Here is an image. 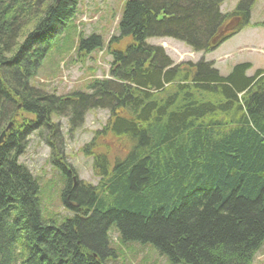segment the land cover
Masks as SVG:
<instances>
[{"label":"trees","instance_id":"1","mask_svg":"<svg viewBox=\"0 0 264 264\" xmlns=\"http://www.w3.org/2000/svg\"><path fill=\"white\" fill-rule=\"evenodd\" d=\"M78 1L0 0V135L12 123L0 144V264H107L111 227L119 246L150 244L170 264H252L264 242V69L174 63L146 39L209 52L229 22L249 23L254 0L226 13L222 0H126L109 43L131 39L110 50L108 77L55 95L28 82ZM102 46L92 33L77 52ZM95 109L108 112L88 144L100 147L88 153L98 179L72 184L57 163L70 214L44 217L38 178L19 162L26 138L36 131L54 158L62 137L52 116L71 131Z\"/></svg>","mask_w":264,"mask_h":264},{"label":"rangeland","instance_id":"2","mask_svg":"<svg viewBox=\"0 0 264 264\" xmlns=\"http://www.w3.org/2000/svg\"><path fill=\"white\" fill-rule=\"evenodd\" d=\"M125 1L79 0L72 18V26L65 28L62 34L60 33L59 39L53 41L47 56L40 61L35 75L30 78L28 83L46 92L65 96L76 91H87L86 86L93 79L106 78L111 62L110 50H124L130 43V37H122L109 43L111 37L119 35L117 23ZM239 1L222 0L219 9L223 13L231 11ZM250 16L252 23L264 20V0H254ZM66 31H68V39L64 42L62 35H65ZM90 33L98 34L101 37L102 48L95 49L90 54L84 53L86 50L78 53L79 37H87ZM259 36H263L262 40L264 41V29H260ZM146 42L160 45L174 62L197 61L202 57L209 59L213 56L211 53L192 51L182 42L170 38L150 37L146 39ZM252 60L258 65H264L263 51L253 53ZM231 64L230 60L221 61L219 64L222 70L221 74H227ZM107 117L106 110H89L82 123L71 131H69L68 118L52 117V121L59 125L62 137L58 157L53 158V163L49 158V146L39 138L38 134L31 132L27 136L20 160L38 177V198L44 217L60 219L69 215L61 201L65 175L57 163L64 164L71 170V175L68 178L72 184L78 181L86 184L96 183L98 177L95 174L93 158L88 153L95 154L100 147L96 148L97 144L89 147L88 144L92 141L96 131L101 130ZM108 236L110 246L116 254L114 258L107 260V264H170L150 244L132 242L119 246L117 232L113 227H111ZM252 264H264V242L255 254Z\"/></svg>","mask_w":264,"mask_h":264},{"label":"crops","instance_id":"3","mask_svg":"<svg viewBox=\"0 0 264 264\" xmlns=\"http://www.w3.org/2000/svg\"><path fill=\"white\" fill-rule=\"evenodd\" d=\"M260 29L264 28L255 26L242 28L222 42L213 52H210L213 56L209 60L214 62L220 72L222 70L219 64L224 60L232 61L231 67L239 62H249L251 68L247 71L248 75H251L256 68H264V65H258L252 60L253 53L263 51L264 54L263 36H259ZM217 52L219 53L217 54Z\"/></svg>","mask_w":264,"mask_h":264},{"label":"water","instance_id":"4","mask_svg":"<svg viewBox=\"0 0 264 264\" xmlns=\"http://www.w3.org/2000/svg\"><path fill=\"white\" fill-rule=\"evenodd\" d=\"M234 26H235V23H231V24L226 28V30L232 29ZM2 136H3V133H2V135H1V137H0V142H1V140H2V139H1Z\"/></svg>","mask_w":264,"mask_h":264}]
</instances>
